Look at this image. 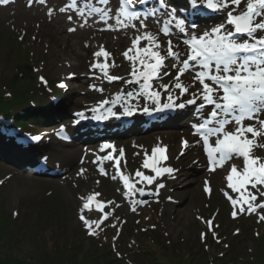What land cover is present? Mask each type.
Listing matches in <instances>:
<instances>
[{
    "label": "rangeland",
    "instance_id": "obj_1",
    "mask_svg": "<svg viewBox=\"0 0 264 264\" xmlns=\"http://www.w3.org/2000/svg\"><path fill=\"white\" fill-rule=\"evenodd\" d=\"M109 6L115 9L118 0ZM32 8L26 9L23 0L0 6V99L30 94L31 99L38 98L39 103L46 105L43 108H48L47 103L51 101L57 104L50 107L53 112L64 113L53 127L24 130L30 136L44 135L40 155L43 152L49 154L57 173L51 176L47 172L22 171L14 164L15 156L5 154L12 148H5L7 151L4 150L0 157V264H89L91 261L95 264L98 256L106 264H168L164 257L167 250L152 246V239L160 233L167 236L168 245L178 247L176 245L180 243L191 251L207 250V245L212 243L218 245L215 254L221 259L215 261L219 264H264V221L259 220L257 214L239 215L233 219L230 203L222 191H230L226 188V176L233 161L209 172L205 167L206 154L195 144L197 137L192 135L188 118L172 121L147 133H140L142 126H138L132 130L137 133L105 138L104 142L96 138L83 145L74 137L70 144H64L57 139L55 132L61 128L74 135L80 132L81 128L73 127L76 123L73 113L91 107V103L111 100L117 92L133 91L138 87L122 81L108 85L107 95L96 97L91 85H97V82L87 78L93 53L106 44L103 42L106 34L112 37L103 46L111 53L108 63L115 64L111 73L128 76L129 63L122 53L130 43L123 42L117 32L101 31L103 26L82 35L68 33L66 25L45 23L33 16L32 13L37 12ZM59 17L63 19L66 15ZM89 23L92 24V19ZM160 27L154 25L148 30L158 33ZM173 33L170 37L160 34L162 54L166 53L168 39H173L179 50L182 41H175ZM133 36L131 34L125 40L131 41ZM74 52L80 56L78 61ZM99 59L104 61L103 57ZM182 80L188 84L191 76L187 74ZM64 82L66 87L62 89L58 85ZM171 82L170 77L165 76L162 83ZM131 103L137 104V101ZM114 111H122V108L117 105ZM18 134L23 135V131ZM184 140L189 142V147H183ZM104 143H115L117 150L126 148L127 154L121 158L120 167L133 179H138L134 176L137 170L152 174L142 164L144 153L150 155L157 143L170 147L172 158L163 164H173L179 172L174 179L162 178L166 187L159 195L144 206L135 204L136 210L132 211V203L122 196V185L118 179H111L113 161L102 160L101 163L97 160L98 155L104 157L109 153L118 157V152L113 149L101 151ZM257 154L264 155V151L257 150ZM99 167H104L108 175H102ZM81 170L82 174L78 175ZM205 180L211 187L210 195L203 191ZM148 189L155 190V185L146 186ZM93 192L101 193L104 201L112 200L115 204L109 209L112 210L111 218L97 230V235L88 236L78 214L82 203L80 197ZM151 196L147 194V197ZM136 198H139L138 194ZM85 215L91 220H99L100 216L89 215L87 211ZM114 215L121 217L117 219ZM198 216L205 221L215 217L213 230L219 243L211 233L205 240L201 239L200 234L207 232V225L197 219ZM180 245L179 251L183 248Z\"/></svg>",
    "mask_w": 264,
    "mask_h": 264
},
{
    "label": "snow or ice",
    "instance_id": "obj_2",
    "mask_svg": "<svg viewBox=\"0 0 264 264\" xmlns=\"http://www.w3.org/2000/svg\"><path fill=\"white\" fill-rule=\"evenodd\" d=\"M15 0H0V6H7ZM191 8L199 12L200 9L212 13H225L221 23L211 28L199 31L194 22L186 24L184 19L177 18V9L170 8L167 0H158L157 6L147 12L136 10L137 4L144 0H118V6L113 9L110 0H64V6L58 7V12L67 14L66 19L75 24L69 26L68 32H76L77 27H93L102 24L101 31L120 32L134 30L135 34L130 46L123 51L122 56L129 62L128 78L111 75L109 69L115 64L108 63L111 53L102 45L93 53L94 60L90 63V70H99L101 77L109 82L122 80L125 84L138 86L133 91L117 92L113 99H104L90 109L91 119L96 121L109 118L120 119L131 117L138 111L152 115L175 109H184L195 106V120L191 124L192 135L197 137L195 144L206 154L205 167L209 172L223 168L229 161L233 162L226 176V188L222 190L231 207V217L237 218L244 214H257L258 219L264 221V155H258L257 150H264V0H187ZM28 6L34 3L45 5L47 0H27ZM165 16L158 33L148 30L145 20ZM52 9H48L51 17ZM92 19V24H89ZM159 22V20L157 21ZM177 34H182V51L174 50L177 46L171 39L167 40L166 53L162 54L159 36L170 37L173 33L172 25ZM23 39V36L20 37ZM35 39V37H33ZM87 46V45H86ZM103 57L101 62L99 58ZM174 61L172 67L175 74L164 71L166 61ZM162 74L169 76L171 84L161 83L159 89L154 85L161 79ZM191 76L188 84L182 77ZM74 75V74H73ZM43 83V77L40 78ZM65 88L64 83L58 85ZM162 90V91H161ZM174 93H176L174 95ZM182 97L185 98L181 101ZM136 100L137 104L131 101ZM144 106L139 107V101ZM105 105H120L122 111H114L113 107ZM80 119H85L83 112L76 113ZM79 123V120L76 121ZM63 131V128L60 130ZM33 140L41 137L34 136ZM184 148L189 147L187 140L182 141ZM113 149L118 157L112 153L100 160H112L111 167L113 180L122 182V196L130 199L133 205L143 203L137 196L159 195L160 190L166 187L162 178H175L178 172L162 162L168 159L167 145L157 143L151 149V154L144 153L142 167L149 169L152 174L146 175L137 170L131 178L121 171L123 149H115V145L104 143L101 151ZM183 155V152H181ZM95 163V161H93ZM195 163V162H194ZM83 170H81L82 174ZM102 175H108L104 167H99ZM99 183V181H97ZM137 184H142L137 187ZM155 185V190L146 193V186ZM203 191L211 194L209 182L205 180ZM235 194V195H234ZM99 192L81 196V206L78 219L88 236L97 235V230L106 221L111 212H105L108 205L114 201L102 202L97 198ZM171 200V197H168ZM95 209L101 213L100 220H91L86 217L85 211ZM119 207V205H115ZM135 207L132 211H135ZM18 215V213H13ZM207 232H201L202 240L208 233L217 240L213 230L212 217L204 220ZM115 227V225H113ZM154 227V226H153ZM218 227V226H216Z\"/></svg>",
    "mask_w": 264,
    "mask_h": 264
},
{
    "label": "trees",
    "instance_id": "obj_3",
    "mask_svg": "<svg viewBox=\"0 0 264 264\" xmlns=\"http://www.w3.org/2000/svg\"><path fill=\"white\" fill-rule=\"evenodd\" d=\"M28 96V95H27ZM4 100L1 101L0 99V126L3 124V120L7 119L10 120L11 126L13 127H30L36 124L33 122L40 123L45 121L43 119V108L40 107L38 104L34 105L31 103V97L15 95L12 99L2 98ZM21 107L24 109L23 113H20L17 109ZM48 118L52 116L51 114L47 115ZM33 124V125H32ZM2 127H0V135H1ZM91 240L92 238L89 237ZM152 246L155 248H162L167 250L164 253L165 259H167L168 264H219L218 261H215L217 258H220V255L215 254V250L217 246L214 243L207 245V250H195L191 251L188 246L184 247L180 245L182 250L179 251V245L175 246L168 245L167 243V236L164 233H160L157 238L152 239ZM93 241V240H92ZM178 250V251H177ZM197 251V252H196ZM195 252V253H194ZM197 258L195 259V257ZM95 258V255H92V258ZM97 257V256H96ZM158 258V257H157ZM157 260V259H156ZM94 264L92 261L89 264ZM112 262H108L111 264ZM45 264V263H44ZM95 264H106V262L100 256L97 257ZM162 264V262H161ZM222 264V263H221Z\"/></svg>",
    "mask_w": 264,
    "mask_h": 264
},
{
    "label": "bare ground",
    "instance_id": "obj_4",
    "mask_svg": "<svg viewBox=\"0 0 264 264\" xmlns=\"http://www.w3.org/2000/svg\"><path fill=\"white\" fill-rule=\"evenodd\" d=\"M20 0H15V4L18 3ZM83 2V1H81ZM110 2H115V0H111ZM23 4H24V7L26 9L29 8L28 6V3H27V0H23ZM37 5H40L38 3H34L31 7H33L32 9L35 10V12L37 13H32V14H35L33 16H35L36 18L38 19H41L43 20L45 23H56L57 25H66L67 28L69 26H73V27H76L75 24H71V22H69L66 18H60L59 16H61L62 14L58 12V7L60 6H64V0H47V3L45 5H42L43 7H38ZM51 8L52 9V15L51 17L48 16V9ZM25 14H28L25 12ZM64 15H67V14H64ZM216 16L223 20V14L222 13H216ZM187 20V18H186ZM148 24V28H151V27H154V25L156 26V22H152V21H147L146 22ZM91 24V23H89ZM103 26L102 24H96L94 25L93 27H84V28H79L77 27V31L76 32H68V33H73L75 35H82L84 33H88L89 31H93L96 27H101ZM67 30V29H66ZM94 33V32H92ZM120 36H122V40L123 42H128L130 43V39H128L127 41L125 39L129 38L131 34H135L134 30H127V32L125 31H120V32H117ZM106 39H103V42H105L107 44L108 40H112V37L110 36V34H106ZM109 36H110V39H109ZM179 38H175V41H178ZM122 43V42H121ZM106 44H104L103 46H106ZM184 48L183 44L180 45V51H182ZM127 49V48H126ZM125 49V50H126ZM77 57L75 58L77 61L79 60L80 56L77 52H74ZM126 63H129L128 61H126ZM83 64L81 63L80 66H82ZM79 66V67H80ZM56 73H59V71H57ZM71 79H74L72 76H71ZM72 82V80H71ZM114 83H112L111 85H113ZM108 87V86H106ZM96 92V97H102L104 96L107 92H105L102 88H96L95 90ZM107 95V94H106ZM189 108L187 107V110ZM177 114L178 115H182V111L181 110H178L177 111ZM161 118H164V115L163 117ZM43 119H46L45 117ZM170 120H172V116L169 117ZM142 120L143 122L145 123H148L147 122V118L142 115ZM160 126H164V125H160ZM112 127L113 128H118L119 127V123L117 122H113L112 123ZM85 132H88V133H91V130H90V127H87V130ZM129 132H132L131 130L128 131L127 133ZM111 136V134H109ZM76 136V139L78 141L81 142V144H85L84 140L82 139V136L81 134H79V132H77L75 134ZM111 137H114V136H111ZM3 142V141H2ZM4 143V142H3ZM23 143H24V146L26 147V150H27V153L30 154V155H34L35 158L34 159H38L39 158V155L41 154V147L44 146V143L43 141H40V140H33L31 138H25L23 139ZM6 145L10 146V147H13V149L11 150V153L9 154H12L13 156H16V154L20 155V147L19 148H16V146L14 144H10L8 142L5 143ZM263 155V154H262ZM235 162V161H234ZM237 163V162H236ZM125 163H123V166H124Z\"/></svg>",
    "mask_w": 264,
    "mask_h": 264
}]
</instances>
